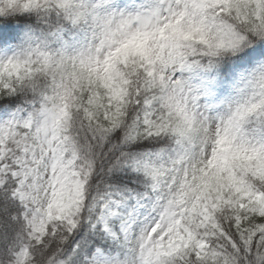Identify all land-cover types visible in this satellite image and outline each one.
<instances>
[{"label": "snow or ice", "instance_id": "snow-or-ice-1", "mask_svg": "<svg viewBox=\"0 0 264 264\" xmlns=\"http://www.w3.org/2000/svg\"><path fill=\"white\" fill-rule=\"evenodd\" d=\"M0 264H264V0H0Z\"/></svg>", "mask_w": 264, "mask_h": 264}]
</instances>
